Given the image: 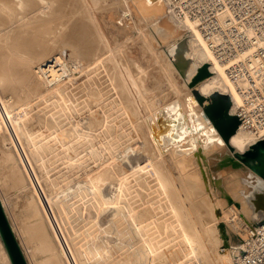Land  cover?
Here are the masks:
<instances>
[{"label": "rangeland", "instance_id": "374dc122", "mask_svg": "<svg viewBox=\"0 0 264 264\" xmlns=\"http://www.w3.org/2000/svg\"><path fill=\"white\" fill-rule=\"evenodd\" d=\"M152 10L146 13L138 9L133 0H0V63L2 61V66L9 68L7 92L11 90L21 97L15 115L25 122L23 139H28L29 154L41 173L44 188L63 205L64 229L76 254L77 250L87 254L84 259L77 255L78 264H219L216 261L225 237L219 224L223 223L226 233L228 217L233 213L228 202L235 201L238 209L235 216L241 217L243 223L254 222L250 196L257 199L258 193L264 190L261 175L246 161L231 154L214 129L213 120L203 113L210 98L205 102L192 100L193 90L166 53L163 44L167 39L159 35L161 22L158 13ZM78 19L88 29L89 53L83 54L84 44L73 37L77 34L75 23ZM33 34L36 38L39 35L41 46L55 47L51 51L56 53H50L36 64L35 60L31 65L33 79L23 82L26 60L35 57L37 51ZM59 51L65 63L64 75L58 82L48 84L36 70L37 64L59 55ZM75 53L80 54L79 58L74 57L77 56ZM36 79L42 80L39 88L33 83ZM0 89L3 90L1 86ZM90 94H95V99L86 101L85 97ZM161 114L172 117L173 131L169 136L174 142L167 140L164 161L158 163V156H148L151 154L142 146V140L137 142L135 129L147 131V121H156ZM29 131L36 135L31 137ZM211 137L221 145L220 160L240 163L245 173L243 177H236L233 170L222 167V162L214 159L216 156L205 155L203 161L211 158L210 165L204 164L205 169L216 173L214 166L221 168L218 177L223 178L225 185L241 178L237 185L240 192L225 201L217 200L212 185L215 180L207 170L201 171L192 158L197 148L204 152L202 147L210 143ZM132 139L136 140L133 142ZM3 140L0 139V193L27 261L38 264L47 255L37 250L36 254L32 252L34 240L24 230L27 222L37 223L35 219L36 223H33L32 218L25 217L29 216L30 198H27L30 190L26 182L17 181L9 173L12 168L8 166L7 157L12 155L3 153L10 148V141L5 139L4 143ZM190 141L194 142L195 150L184 149ZM140 151L143 155L146 153V158L137 156ZM191 153L193 161L185 164L183 159L187 155L189 159ZM248 161L257 163V159ZM76 165L80 171L74 169ZM194 167L198 168H195L197 175ZM93 177L101 180L100 188L92 189L95 190L93 193L101 194L92 206L95 216H89L87 212L77 215V208L84 211L93 204L94 200L89 199L93 194L81 192L83 187L90 185ZM16 182H19L18 188ZM86 202L92 204L87 206ZM224 205L229 208L223 207V219L213 218V209ZM72 208L74 210L70 212ZM242 228L238 229L239 239L243 235ZM84 230L90 232L91 239L96 235L108 239L100 247L104 257L95 259V253L89 252L81 232ZM239 245L240 241L231 247L230 255L238 251ZM0 264H8L1 243Z\"/></svg>", "mask_w": 264, "mask_h": 264}, {"label": "bare ground", "instance_id": "6f19581e", "mask_svg": "<svg viewBox=\"0 0 264 264\" xmlns=\"http://www.w3.org/2000/svg\"><path fill=\"white\" fill-rule=\"evenodd\" d=\"M133 1H134V6L135 7H137L140 10H143L146 13L150 12L151 9H153L152 10L153 12L155 11L156 13H158V17H159V20L161 22L160 23L161 24V28L160 29H162L159 32V35L161 36V38L167 39V43L163 44V47H164L166 53L169 55V58H170L172 64L179 71V73L182 74V76L184 77V81L186 82V84L188 86H190V88H192L193 93H194V90H197L198 92H200L201 94L204 95V98L199 101L195 97V95L193 94V96H194L192 98L193 101L197 100L199 102H205L206 100L209 99L210 93L215 91V90L216 91H221V92H230V94L232 95L234 100L238 99L237 95L235 94L233 89H231V87H230V82H229V80H228V78H227V76L225 74L223 66L218 61H216L214 59L210 49L206 46L204 40L202 39V37H201V35H200V33H199V31H198V29H197V27H196V25H195V23L193 21H191L190 19H180V18H177L174 15H172L170 10H167V8L169 9V7H168V4H167L166 0H133ZM75 28L77 29V31H76L77 34L74 35L73 37L74 38L76 37L80 41L81 44H84V45H82L83 46V50H82L83 52L82 53L84 54V53H86V51H88L89 42H90V41L88 42V39H87V36H89V35L86 36V32H88L87 31L88 30L87 26H85L83 23L81 24L79 22V19H78V21L75 23ZM37 34H39V33H37ZM39 35H37V38H36V36H34V34L32 35V36H34L33 38L36 39V41H34V43L36 45L35 47L37 48L36 49L37 51L34 53L35 57H32V59L26 60L27 61L26 62L27 65H25V67H23V68H25V70L22 71V72H25V76L23 75L24 76V81L22 79L23 82H25V80L29 81V80L33 79L32 77H34V76H32L33 73L31 75V72H33V71H31V65H32V63L35 60H36V62H34V63L36 64V63L39 62V60H41L43 57L45 58V56H48L50 53H54V54L56 53V52H54V50L51 51L52 49H55V47L54 48H47L45 46H41L40 45V43H39ZM24 36H26V35H24ZM67 36H68V34H67ZM69 37H70V35H69ZM40 38H42V37L40 36ZM27 39L29 40L28 37H27ZM27 39L26 40L23 39V40L27 41ZM30 39H32V38H30ZM43 39H44V37H43ZM27 42H25V43H27ZM55 42H53V43H55ZM49 43H50V46H53V44L51 42H49ZM32 44L33 43H31V45ZM26 45L28 47V44H26ZM26 45H24V47ZM29 46H30V44H29ZM73 46H75V45H73ZM77 46H76V48H77ZM27 47H26V49H27ZM79 47L80 46H78V48ZM73 48L74 47H72V50H73ZM76 48H74V50H76ZM21 50H23V49H21ZM94 50H95V48H94ZM74 52H77V51H74ZM74 52H72L73 55H74ZM61 53L62 52H60L59 55L56 54L55 56H52V58H47L46 60H43V62H40L39 64H37L38 69H36V70L42 71L45 76L48 73L51 75V77L46 76L47 77L46 80L48 82L52 81L53 79H55V77L57 75V71L59 70V68H61V66H57L58 64L60 65L62 63L61 60H60L61 55H62ZM88 53H89V51H88ZM31 55H33V54H30V56ZM75 55H77V56H74L75 58H79L78 55H80V54L75 53ZM27 56H29V55H27ZM92 57H93V54H92ZM83 59H85V58H83ZM77 60H79V59H77ZM50 61H53V63L52 62L50 63ZM2 63L3 62L1 61V63H0V86L2 87L3 90L0 89V139L3 140V137H4L6 139V141L7 140L10 141V148H7L6 149L7 150L6 153H3V154H7V153L10 154L11 153V155H12L11 157H7L8 158L7 160H9L8 166L10 167V169L12 168L11 170H9V173L11 174V176H13L12 178L16 179L17 181L22 182V183L26 182V184L28 185L29 190H30L29 191L30 192L29 196L26 195V197L28 196L27 199L30 198L29 201H28V203H30V208L28 210V215L29 216H25V217H29V219L32 218L31 219L32 222L34 223L35 221H37V223L35 222L36 225H33V224H28V222H27V225H25V227L24 226L23 227L25 228L24 230H26L29 233V235L27 234V236H30L31 240H34L33 242L31 241L32 243H34V245H32L33 246L32 252L36 254L35 250H37V251H39L40 254L48 256V257L46 256V259L44 258L45 259L44 261L40 260V263H38V264H78L77 255L81 259H84V256H87V254H84L85 253L84 250L82 252L77 250L78 254H76L75 249L73 247V244L71 243L68 235L66 234V230L64 229L65 223H64L63 219L65 218V216H64L65 210L63 209V205H62L60 200L56 199L57 197L55 198V197H53L51 195V193H52L51 191L46 190L44 188L43 183L40 180V174L41 173L36 169L33 157H31L30 154H29L28 139H26V140L23 139V135L25 134L26 130L22 126H25V122L22 123L23 121L20 120L15 115V109L16 108H18V109L20 108V103L19 102L21 101V99H20L21 97L19 98L16 95V93L15 92L14 93L11 92V90L7 92V90H8L7 86L9 85L10 81L7 78L6 75L8 74L9 68H8V66L5 67L4 64L2 66ZM47 64H48V68H45V66ZM2 71H4V72H2ZM79 71H81V70H79ZM20 73H21V71H20ZM38 80L36 79V82L33 81V83H35V85L39 88V87L42 86L41 84H43V83H42V80L41 81H38ZM47 81H45V82L48 83ZM105 82L107 83V81H105ZM52 83H48V84H52ZM101 83H103V82L101 81ZM59 85H57V87ZM108 85H109V81H108ZM53 88H54V86H53ZM59 88H57V89H59ZM48 89H49V87H48ZM32 90H34V89H32ZM107 90H105V91H107ZM12 91H13V88H12ZM46 92H48V91H46ZM59 92H60V89H59ZM67 93H69V90H68ZM102 93H103V91H102ZM74 94H75V92H74ZM105 95H106V93H105ZM101 96H103V95H101ZM85 98H86V101H93L95 99V94H93V95L90 94V95H88V97H85ZM108 101H110V100H108ZM110 102H112V101H110ZM209 102L210 101L206 102V105L209 104ZM97 113H98V111H97ZM130 114H127V115H130ZM130 116L134 117V115H132V114ZM155 119H156V121H153V120H148L147 121L148 122L147 123L148 124V130L147 131H146V129H144L143 132H142V129L139 130V131H136V129H135V135H136L137 142L142 140V144L144 143L142 146L147 148L148 151L150 152L151 155H148V156L152 157L154 155H157L158 157L156 158V160H158V163L159 162L161 163V162L164 161V156H165L164 153H165V151L168 148L167 147V140L170 139V140H172V142H174L173 141L174 139H172L169 136V134L173 131L172 128H171L172 117L164 116V115L161 114V115H158V117L155 118ZM161 120L163 122H166V124H164V128L163 129L160 126V121ZM212 124H213V127L216 130L219 138L223 141V143L226 145V147H228V149L230 150L231 154L234 157H236L237 159L243 160L241 158V155H237L234 152V150L231 148V146L224 140L223 136L220 134V132L216 128V126L214 124V121H213ZM140 128H141V125H140ZM141 132H142V134H141ZM147 132L149 133V135L147 134ZM29 133H30L31 137L36 135V132H34V131H29ZM232 138L236 142H238L239 144L243 145V144L251 143L253 140H255V135H253L249 131H245V130L237 127L236 132L233 134ZM5 139L3 140V142L5 141ZM135 140H133V142ZM213 141L217 145V150H215V146L216 145L213 143ZM194 145H195L194 142L190 141L189 142V146L185 147L184 149H188L189 148L190 151H191V149H194ZM219 146L221 147V145L219 144L217 139L211 137L210 143H208L207 146H205V147L203 146L202 147L204 149V152L202 150H199V148H197V150L194 149L195 152H196V153H194V157H192L193 156L192 155L193 152H192L190 154L191 156H189V159H187L188 158L187 157L188 155H187L186 156L187 158L185 157V159H187V160H185V159H183V160L186 161L185 162V164H186L188 162L193 161V159H194L195 160L194 163L196 162V164L200 165V167L202 169L201 171H205L207 169H205L204 164H206L211 158L209 157L210 159H207L208 160L207 162L203 161V158H205V155L207 153H210V156H213V157L216 156V158H214L215 160L216 159L220 160L221 157L219 155H221V153L223 151L220 149ZM139 150H140V147L138 148L137 151H139ZM212 151H213V153H212ZM142 152L141 151L138 152L137 156L141 155L143 158H146V157H144L146 153L144 152V155H143ZM149 152H147V153H149ZM186 152H188V150ZM251 159L252 160H256L257 159V163H253L255 165L257 164V168H255V165L249 163V161L246 162L247 165L252 170H254L257 173H259V175H261V177H262V179L264 181V161L261 158H251ZM215 160H213V162ZM223 161H221L222 162L221 163L222 167H225L228 170L229 169L233 170L234 171L233 173L236 174V177L245 176V173L242 171L243 167H240V163H238L236 161H233V160H230V159L229 160H224L223 159ZM181 162H183V161H181ZM202 162H205V163H202ZM76 163H73V164H76ZM77 164H80V162L77 163ZM211 164H213V163H211ZM190 165H191V163H190ZM209 165H210V163H209ZM213 165H215V164H213ZM213 165L211 166V168L213 167ZM208 167H210V166H208ZM195 168L198 169L197 167H194L193 169H195ZM214 168L217 169V171H215L216 173H214L213 171L210 172L208 170H207V173L211 174L213 179L215 180V184H212V185H213V188L215 189V192H216L215 195H216V198H217L218 201H225V200H227L229 198L230 195H234L235 193L240 192L241 189H238L237 185L240 183V179L241 178H237V182L235 180V182L233 184L227 186L222 181L223 178L221 179V178L218 177L219 176L218 174H221V168H217L215 166H214ZM74 169H76L78 171L80 169L79 165H76V167ZM196 169H195V174L197 175V172H196L197 170ZM80 173H78V174H80ZM90 178H92V177H90ZM98 178L99 177H96V178L92 179V181L90 180L91 181L90 185L85 186V188L83 187L81 192L85 191L84 195H88L86 193H89V195L92 193L93 197L91 196V198H89V199L94 200V201H93V204H92V202H90V203L86 202L87 206L90 205V204H92V205L88 206L87 209L84 208L83 209L84 211H81L79 208H77V210H78L77 215H80V214L82 215V214H84V212H87L88 213L87 215L90 214L89 216H91V214H93L92 216L93 217L95 216V208L92 207V206L96 205L97 201L99 200V197H101L99 195H101V194L99 192L93 193L92 191H95V190H92V189L98 190V188H100L99 186H100L101 180L98 179ZM85 182L86 181H84V183ZM250 182L252 183L253 180L250 181ZM18 183L17 182L14 183V184L17 185L16 186L17 188H18ZM147 183L149 185V182H147ZM147 183H146V185H147ZM257 183H258V181H257ZM19 185H21V184H19ZM74 185H76V184H74ZM23 186H25V185L23 184ZM21 188H23V187H21ZM73 188H76V187H73ZM71 190H73V189H71ZM23 191H25V190L23 189L22 192ZM77 195H81V194H77ZM88 197H90V196H88ZM0 198H1V201L3 203L4 208H6L5 207L6 206L5 202L3 201L5 199L2 198L1 193H0ZM85 198H86V196H84V201H85ZM79 200H81V202H82V199L79 198ZM26 202H25V204H26ZM250 203L252 205L251 209H252V214H253V217H254L253 221L255 222V221H257L258 217L264 216V190L258 193L257 199L256 198H252L250 196ZM26 205L29 206L28 204H26ZM228 205L232 206L231 208H233L235 211L233 209H231L233 211V213H231L229 215V217H228V224L226 223V228H227L228 231L226 233L224 231L223 223L219 224V227L221 228V231L223 232V234L225 236L224 239H223V242H222L223 243L222 252L218 253V258H217V261H216L219 264H227L229 262V260L231 262V260H232V258H230L232 256V255H230L231 247L233 245H237L238 242L240 241L238 229L240 227H242V225H243V222L241 220L242 218L238 217V216H235L236 211L238 212V209L235 207V201L232 200V201L228 202ZM228 205L219 206V207L214 208L213 212L211 214L212 217L216 218V219H221V218L223 219L224 214H225V213H223L224 212L223 211V207L224 208L227 207L226 209H228L229 208ZM85 207H86V204H85ZM72 210H74V209L73 208L70 209V212ZM77 210H75V211H77ZM23 211L26 212V210H24V209H23ZM33 219H35V221ZM258 220H259V218H258ZM94 221H96V220H94ZM244 223L252 225L253 222H247L246 221ZM11 225H12V227L14 229L15 226H13V224H11ZM24 230L22 229L23 232H24ZM14 231H15V229H14ZM22 231H21V234L23 233ZM81 232H83L82 233L83 238L86 239L85 240L86 241V247H89V249H88L89 252L91 251L92 253H95L94 258L97 259V258L104 257V252L102 251L101 248H102V245H105L108 242L107 241L108 239L106 240V239L102 238L101 236L97 237V235L92 237V239H91L90 236H89L90 232H88L87 230H84V231H81ZM104 235H103V237H104ZM19 240H21V239H19ZM28 240L30 241L29 237H28ZM0 243H1L4 256L6 257L8 264H12V262H11V260L9 258V255L7 253V250H6L5 246H4V243L2 241L1 236H0ZM94 243H96L97 246ZM22 245H23V242H22ZM31 259H32V257H31ZM230 262H229V264H230Z\"/></svg>", "mask_w": 264, "mask_h": 264}, {"label": "built area", "instance_id": "2783aa9c", "mask_svg": "<svg viewBox=\"0 0 264 264\" xmlns=\"http://www.w3.org/2000/svg\"><path fill=\"white\" fill-rule=\"evenodd\" d=\"M172 15L193 21L237 95V127L264 135V0H166ZM55 79L64 75V60ZM45 62V61H44ZM53 61H50V63ZM49 63V62H48ZM48 68V64L45 66ZM52 83V84H53ZM230 264H264V220L243 223Z\"/></svg>", "mask_w": 264, "mask_h": 264}, {"label": "water", "instance_id": "95a60500", "mask_svg": "<svg viewBox=\"0 0 264 264\" xmlns=\"http://www.w3.org/2000/svg\"><path fill=\"white\" fill-rule=\"evenodd\" d=\"M195 97L200 101L204 95L194 90ZM210 102L204 106L203 113L214 121V124L224 140L231 146L237 155H241L244 161L250 158H261L264 161V135L255 138L251 143L239 144L232 137L236 132L239 122L236 114L237 101L230 92L213 91L209 95ZM166 122L160 121L163 129ZM245 145V146H244ZM264 218L253 222L258 225ZM0 236L7 250L12 264H29L11 225L9 217L0 198Z\"/></svg>", "mask_w": 264, "mask_h": 264}]
</instances>
